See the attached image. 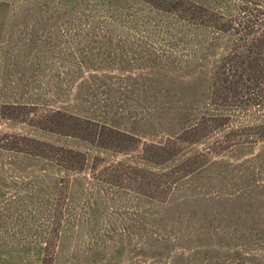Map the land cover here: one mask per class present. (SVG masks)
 <instances>
[{
    "label": "trees",
    "instance_id": "obj_1",
    "mask_svg": "<svg viewBox=\"0 0 264 264\" xmlns=\"http://www.w3.org/2000/svg\"><path fill=\"white\" fill-rule=\"evenodd\" d=\"M99 5L105 23L100 44L86 52H141L139 45H128V37L112 35L116 24L131 30L127 18L138 15L139 6L147 11L133 18L134 27H143L139 32L179 35L211 51L207 101L189 124L162 141L143 140L56 105L43 107L31 125L79 145L21 136V147L9 141L3 147L40 162L37 176L47 180L40 182L46 225L35 233V262L24 264H56L59 242L73 236L82 213L96 224L97 213L109 207L118 209L113 212L120 219L126 213L129 224L105 229L103 244L94 241L91 247L107 250L126 235L129 264H264V0H98ZM0 116L13 117L9 111ZM221 161L235 170L227 194L213 197L223 201L222 208L189 211L178 228L156 226L152 207L171 204L184 180ZM105 238H112L111 246Z\"/></svg>",
    "mask_w": 264,
    "mask_h": 264
},
{
    "label": "rangeland",
    "instance_id": "obj_2",
    "mask_svg": "<svg viewBox=\"0 0 264 264\" xmlns=\"http://www.w3.org/2000/svg\"><path fill=\"white\" fill-rule=\"evenodd\" d=\"M96 4L98 0H0V113L13 116H0V264L35 262L31 250L39 244L35 233L47 219L46 197L40 191V182L47 180L37 176L40 162L3 147H9L7 141L13 148L21 147V136L79 145L31 125L43 107L56 105L143 140L162 141L189 124L207 101L211 51L195 41L184 43L179 35L139 32L143 27H134L133 18L147 12L137 10L139 6L134 7L138 15L127 18L133 20L128 21L131 30L116 24L112 35L128 37V45H139L141 52H86L100 44L97 36L105 25L101 5ZM90 72L97 74L88 78ZM229 163L215 162L184 180L171 204L152 207L155 214L150 219H157L158 227L166 223L178 228L180 216L189 211L222 208L223 201L213 197L229 191L228 180L235 172ZM188 197L190 202L185 201ZM114 210L118 209L98 212L96 224L83 212L73 236L59 242L56 264H129L126 235L108 251L91 247L94 241L103 244L100 234L105 229L127 228V214L120 219ZM105 239V246H111L112 238ZM121 244L124 248L113 257ZM24 248L30 250L25 253ZM72 252L76 255L70 261Z\"/></svg>",
    "mask_w": 264,
    "mask_h": 264
}]
</instances>
